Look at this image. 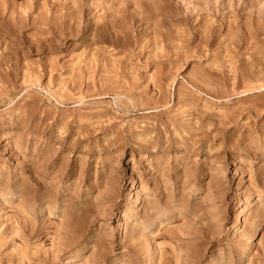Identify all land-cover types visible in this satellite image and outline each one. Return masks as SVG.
Listing matches in <instances>:
<instances>
[{
  "label": "rangeland",
  "instance_id": "374dc122",
  "mask_svg": "<svg viewBox=\"0 0 264 264\" xmlns=\"http://www.w3.org/2000/svg\"><path fill=\"white\" fill-rule=\"evenodd\" d=\"M0 264H264V0H0Z\"/></svg>",
  "mask_w": 264,
  "mask_h": 264
},
{
  "label": "bare ground",
  "instance_id": "6f19581e",
  "mask_svg": "<svg viewBox=\"0 0 264 264\" xmlns=\"http://www.w3.org/2000/svg\"><path fill=\"white\" fill-rule=\"evenodd\" d=\"M152 257V256H151Z\"/></svg>",
  "mask_w": 264,
  "mask_h": 264
}]
</instances>
